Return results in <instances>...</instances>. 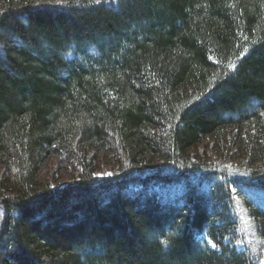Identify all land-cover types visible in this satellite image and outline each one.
Returning a JSON list of instances; mask_svg holds the SVG:
<instances>
[{
	"label": "trees",
	"instance_id": "1",
	"mask_svg": "<svg viewBox=\"0 0 264 264\" xmlns=\"http://www.w3.org/2000/svg\"><path fill=\"white\" fill-rule=\"evenodd\" d=\"M0 264H264V0H0Z\"/></svg>",
	"mask_w": 264,
	"mask_h": 264
},
{
	"label": "rangeland",
	"instance_id": "2",
	"mask_svg": "<svg viewBox=\"0 0 264 264\" xmlns=\"http://www.w3.org/2000/svg\"><path fill=\"white\" fill-rule=\"evenodd\" d=\"M60 167L61 165H58L57 163H51V165L47 164L44 167L43 175H47L55 184H65L72 175V166L68 165L64 169H60ZM106 169L108 168H104L103 170L108 172Z\"/></svg>",
	"mask_w": 264,
	"mask_h": 264
},
{
	"label": "snow or ice",
	"instance_id": "3",
	"mask_svg": "<svg viewBox=\"0 0 264 264\" xmlns=\"http://www.w3.org/2000/svg\"><path fill=\"white\" fill-rule=\"evenodd\" d=\"M57 3H63L65 2V0H56ZM165 243H167V241H165Z\"/></svg>",
	"mask_w": 264,
	"mask_h": 264
}]
</instances>
